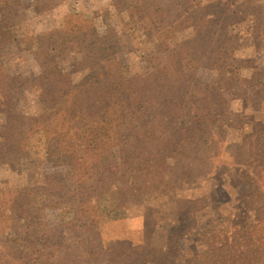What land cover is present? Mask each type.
Wrapping results in <instances>:
<instances>
[{"label": "rangeland", "instance_id": "obj_1", "mask_svg": "<svg viewBox=\"0 0 264 264\" xmlns=\"http://www.w3.org/2000/svg\"><path fill=\"white\" fill-rule=\"evenodd\" d=\"M2 2L5 5L0 8L6 11L0 14L1 33L10 32L13 37L0 44V66L21 82L10 91L0 82V100L8 97L5 110L15 107L24 117H37L50 107L52 99L38 79L45 69H52L53 61L60 73L70 75L73 83L87 74L88 63L75 50L66 48L46 54L44 45H40L57 40L62 37L59 31L82 22L91 24L99 36L109 37L106 44L113 47L116 64L125 78H147L151 84L183 76L188 90L196 87L205 92L207 85L222 95V104H227L218 110L225 117L214 129L220 141L217 147L206 143L196 149L185 144L165 148L168 166L178 168L170 173L176 176V185L149 187L139 196L120 193L114 209L101 215L99 231L105 249L122 241L141 246L146 239L157 253L150 258L134 255L132 264H197V257L207 249L204 236L228 227L239 215H251L255 205L252 202L248 209L244 203L249 195L245 170L248 163L258 166L264 157V0H182L181 7L167 4L168 14L154 12L157 3L151 0L147 3L151 11L144 19H140L141 2L134 0ZM207 25H211L212 32L205 28ZM48 33L50 37L45 36ZM37 37H41L39 42ZM211 51L216 57L210 56ZM233 74L248 82L219 80L220 76L228 79ZM196 95V91H189L187 99ZM6 120L7 114H0V129ZM171 125L195 127L183 115L174 118ZM198 140L202 142L201 135ZM202 148L203 155L199 151ZM4 151L0 138V193L9 198L10 191L28 189L29 194L8 204L4 214L15 216L20 223L27 217L32 222L34 200L43 198L34 194V188L44 186L45 176L66 181L70 168L51 159L41 132L30 133L23 156L10 159L3 155ZM113 151L118 157L117 147ZM185 151L189 157L181 159ZM212 152L218 156L210 161ZM165 172H169L168 168ZM110 199L111 194L103 196V200ZM43 216L55 226L70 219L72 211L47 205ZM16 230L18 223L4 224V232L10 236ZM111 255L102 256L98 264L108 257L112 264L126 258L123 252Z\"/></svg>", "mask_w": 264, "mask_h": 264}, {"label": "trees", "instance_id": "obj_2", "mask_svg": "<svg viewBox=\"0 0 264 264\" xmlns=\"http://www.w3.org/2000/svg\"><path fill=\"white\" fill-rule=\"evenodd\" d=\"M134 1L141 2L140 19L148 17L151 10L147 3L151 0ZM153 1L157 3L154 12L165 14L169 13L167 4L183 5L182 0ZM0 5L5 3L0 0ZM5 11L4 7L0 8V14ZM205 28L212 32L211 25ZM1 30L0 23V44L10 41L13 35L1 33ZM59 32L62 37L40 44L44 45L46 54L71 48L86 59L87 74L78 83H73L70 75L60 73L53 61L52 69H45L38 79L41 87L48 91L52 104L37 117H24L15 111V107L5 110L8 97L1 99L0 114L6 113L7 120L0 129V138L5 147L3 155L14 159L25 154L30 133L41 132L51 159L68 166L70 171L66 181L45 176L44 186L34 188V194H41L43 198L34 200L32 222L27 217L28 221L20 223L15 216L4 214L8 204L17 203L16 198L29 196L28 189L10 191L7 193L9 198L0 193V264H87L86 260L98 264L102 256H112L114 252L126 255L117 264H132L131 259L137 254L150 258L157 250L146 239L141 246L122 241L105 249L99 219L114 207L120 193L139 196L149 187L159 189L169 183L176 185V176H170V173L178 168L168 166L169 154L165 148L185 144L196 149L199 144L206 143L217 147L220 141L214 129L219 127L220 118L225 117L224 112L218 110L227 104H222V95L207 85L206 93L193 87L197 95L187 99L192 90L186 88L188 81L183 76L181 79L155 80L151 84L147 78H125L116 64L113 47L106 44L109 37L99 36L89 23H76ZM88 38L92 40L87 41ZM37 40L39 42L41 37ZM209 54L216 57L213 51ZM219 80L248 82L236 74L228 79L220 76ZM0 82L8 91L21 84L2 66ZM213 93L218 96L214 97ZM181 115L187 116L195 127L169 126ZM192 139L195 141L191 142ZM116 147L118 157L113 151ZM199 151L203 155L204 149ZM217 156V152H212L208 160L213 161ZM188 157V151L181 154V159ZM200 160L202 162L204 158ZM165 168L169 172H165ZM245 172L249 195L244 198V203L249 209L253 202L255 208L250 210L251 215H239L228 227L217 228L204 236L207 249L197 257V264H264V157L258 166L248 163ZM54 189L60 193L53 194ZM106 194H111L109 201L103 200ZM47 205L71 210L72 216L51 225L43 216ZM17 223L18 230L13 235L4 232V224ZM112 263L109 257L103 262Z\"/></svg>", "mask_w": 264, "mask_h": 264}]
</instances>
